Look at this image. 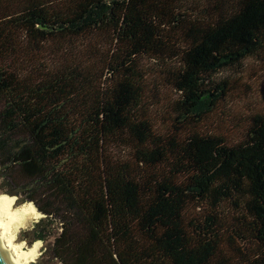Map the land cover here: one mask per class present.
Instances as JSON below:
<instances>
[{"label": "trees", "instance_id": "obj_1", "mask_svg": "<svg viewBox=\"0 0 264 264\" xmlns=\"http://www.w3.org/2000/svg\"><path fill=\"white\" fill-rule=\"evenodd\" d=\"M85 36L106 54L42 57ZM263 49L264 0H0L1 191L45 214L36 264H264V105L233 137L242 87L213 80Z\"/></svg>", "mask_w": 264, "mask_h": 264}, {"label": "rangeland", "instance_id": "obj_2", "mask_svg": "<svg viewBox=\"0 0 264 264\" xmlns=\"http://www.w3.org/2000/svg\"><path fill=\"white\" fill-rule=\"evenodd\" d=\"M102 40V37H101ZM99 39L96 36H85L79 37L77 39H69L63 41L59 44L53 42L51 45H47L43 50L44 55L42 57L46 60L55 58V61L62 63L64 58H68L83 53L88 55L89 58L95 59L96 56H101L106 54L109 44L104 48L102 44L98 43ZM67 50V55H66ZM143 63L148 67H157L158 63L148 57H142ZM98 76V75H97ZM111 74H105L104 80L110 77ZM223 78L237 79L239 86L242 87L240 93L235 91L234 96L230 99L229 109L227 110V115L224 116L225 127L224 131L233 130L232 136L239 138L242 133L245 132L247 126V117L252 112L253 109L262 108L264 105V49L258 54L246 58L241 64L234 67L225 68L221 72L213 76V80L219 81ZM93 83H97V78L93 77ZM164 93L166 97H176L178 94L174 90L168 87H164ZM230 114V115H229ZM238 116V118L236 117ZM240 117V118H239ZM211 126V125H209ZM121 154L125 155L129 152V148L117 149ZM18 182H21V178L18 176L16 178ZM8 185L11 186L12 180H8ZM4 183L0 178V196H5V192L1 191ZM10 194V193H9ZM8 197V194H6ZM6 197V198H7ZM11 199V198H10ZM7 200H9L7 198ZM18 200V199H17ZM10 201V200H9ZM14 205V202H13ZM21 205V204H18ZM17 205V206H18ZM11 207V202H10ZM16 207V205L12 206ZM45 214L41 212V215L33 217L27 220L26 224L23 225L19 232L16 233L17 242L24 243L25 251L35 243L40 242L39 256L33 262L36 264L40 256L43 254V249L45 248V243L41 240H37L32 245L27 240H22L20 238L21 233L24 230H29L33 225Z\"/></svg>", "mask_w": 264, "mask_h": 264}, {"label": "bare ground", "instance_id": "obj_3", "mask_svg": "<svg viewBox=\"0 0 264 264\" xmlns=\"http://www.w3.org/2000/svg\"><path fill=\"white\" fill-rule=\"evenodd\" d=\"M41 215L33 202L10 207V201L0 196V245L14 264H33L39 256L40 242L25 251L24 243L17 242L16 233L27 220Z\"/></svg>", "mask_w": 264, "mask_h": 264}, {"label": "water", "instance_id": "obj_4", "mask_svg": "<svg viewBox=\"0 0 264 264\" xmlns=\"http://www.w3.org/2000/svg\"><path fill=\"white\" fill-rule=\"evenodd\" d=\"M17 199H18V196H17ZM0 264H14V262L10 259V257L1 247V245H0Z\"/></svg>", "mask_w": 264, "mask_h": 264}]
</instances>
